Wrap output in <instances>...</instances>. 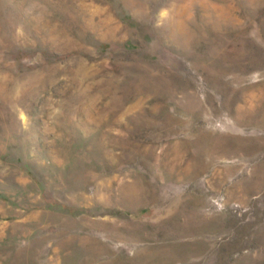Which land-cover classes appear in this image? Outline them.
<instances>
[{
    "label": "rangeland",
    "instance_id": "obj_1",
    "mask_svg": "<svg viewBox=\"0 0 264 264\" xmlns=\"http://www.w3.org/2000/svg\"><path fill=\"white\" fill-rule=\"evenodd\" d=\"M0 264H264V0H0Z\"/></svg>",
    "mask_w": 264,
    "mask_h": 264
}]
</instances>
